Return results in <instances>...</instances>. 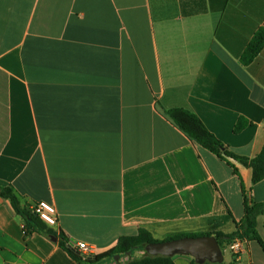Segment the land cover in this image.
<instances>
[{"label": "crops", "instance_id": "0c3cea01", "mask_svg": "<svg viewBox=\"0 0 264 264\" xmlns=\"http://www.w3.org/2000/svg\"><path fill=\"white\" fill-rule=\"evenodd\" d=\"M260 28L264 0H0V187L23 208L54 205L47 226L94 255L141 229L160 242L232 233L245 199L264 202V181L189 140L166 112L190 111L255 157L264 48L246 66L240 57ZM260 226L264 216V239ZM242 243L222 264H264L255 241ZM0 264L78 263L57 238L25 236L0 198Z\"/></svg>", "mask_w": 264, "mask_h": 264}, {"label": "trees", "instance_id": "16d2710c", "mask_svg": "<svg viewBox=\"0 0 264 264\" xmlns=\"http://www.w3.org/2000/svg\"><path fill=\"white\" fill-rule=\"evenodd\" d=\"M262 48H264V28H260L250 39L240 57L241 63L245 66L250 64ZM166 116L189 140L198 144L203 149H206L219 159L228 161V163L229 160H233L250 169L253 185L264 181V147H262L255 157L238 156L216 139L190 111L171 109L166 112ZM242 127L241 120H238L234 132H240ZM0 198L8 200L14 213L22 219L25 236L30 235L32 232H39L46 237H56L58 246L78 264H100L106 259L112 260L116 264H174L172 258L163 256L152 257L145 253L146 245L160 241L154 239L148 231L142 229L136 235L120 237L110 249L86 258L77 251L62 231L55 232L35 214H32L29 208H23L12 188L0 187ZM258 216H264V202L256 203L245 199L243 218L239 223H235V230L232 233L224 234L221 231H209L192 235L179 234L170 236L163 241L183 237L214 236L222 252L236 240L242 242L244 240L255 241L262 251H264V239L260 237L256 229V219ZM136 252H141L143 255L141 257H133V255H136ZM122 257H128V259L124 263H121ZM116 258L118 260H115ZM192 264H196L194 260H192Z\"/></svg>", "mask_w": 264, "mask_h": 264}, {"label": "water", "instance_id": "95a60500", "mask_svg": "<svg viewBox=\"0 0 264 264\" xmlns=\"http://www.w3.org/2000/svg\"><path fill=\"white\" fill-rule=\"evenodd\" d=\"M51 240L56 241V237L52 236ZM145 253L152 257L169 258L175 255H188L193 258L196 264H221L224 259L222 250L214 236L183 237L151 243L145 246Z\"/></svg>", "mask_w": 264, "mask_h": 264}, {"label": "built area", "instance_id": "2783aa9c", "mask_svg": "<svg viewBox=\"0 0 264 264\" xmlns=\"http://www.w3.org/2000/svg\"><path fill=\"white\" fill-rule=\"evenodd\" d=\"M32 214H35L41 221H43L46 225L53 227L56 225V209L54 205L46 202L39 201L29 208ZM78 252L88 258L94 256V251L91 247L87 246L84 243H79L77 245ZM229 249L233 255H238L243 250V243L240 240L234 241Z\"/></svg>", "mask_w": 264, "mask_h": 264}, {"label": "rangeland", "instance_id": "374dc122", "mask_svg": "<svg viewBox=\"0 0 264 264\" xmlns=\"http://www.w3.org/2000/svg\"><path fill=\"white\" fill-rule=\"evenodd\" d=\"M260 230L261 231H264V229H262V227L260 226ZM227 249V250H226ZM224 251H223V257H224V261L225 262H227L228 260H230L231 259V254H230V249H229V247H227ZM143 254L141 253V252H136V255H133V257H141ZM128 259V257L127 258H124V257H122L121 258V263H124L126 260ZM108 263H110V264H116L115 262H113V261H111L110 262V260H108V259H106V260H104L103 262H101L100 264H108Z\"/></svg>", "mask_w": 264, "mask_h": 264}]
</instances>
